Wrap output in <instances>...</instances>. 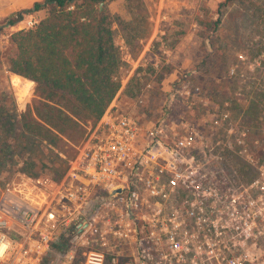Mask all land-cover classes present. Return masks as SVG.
<instances>
[{
    "label": "built area",
    "instance_id": "built-area-1",
    "mask_svg": "<svg viewBox=\"0 0 264 264\" xmlns=\"http://www.w3.org/2000/svg\"><path fill=\"white\" fill-rule=\"evenodd\" d=\"M142 1L168 63L164 24L176 0ZM115 44L128 71L84 126L64 175L18 173L0 192V264H44L64 247L61 264L78 256L80 264H264V145L254 135L262 123L234 118L228 104L210 109L189 72L169 91L153 77L127 95L137 69L151 65L158 76L159 60L148 59L156 47L133 56L122 38ZM176 104L206 109V133L192 118H172ZM230 159L251 173L231 179L221 169Z\"/></svg>",
    "mask_w": 264,
    "mask_h": 264
},
{
    "label": "rangeland",
    "instance_id": "rangeland-1",
    "mask_svg": "<svg viewBox=\"0 0 264 264\" xmlns=\"http://www.w3.org/2000/svg\"><path fill=\"white\" fill-rule=\"evenodd\" d=\"M43 1L0 0V192L18 173L60 177L66 172L68 161L75 155L74 148L73 151L64 148L62 155L50 151L23 132L19 113L24 104L32 103L35 85L33 83L31 91H25L23 101L18 102L11 83L14 74L6 70V56L12 52L10 35L28 29L29 20L37 24L44 16V10L26 14L14 26L6 25L7 21L13 14L32 10L35 3ZM117 4V0H105L102 7L110 12L112 5L117 8ZM170 5L174 12L169 18L170 22L164 24L166 33L162 42L174 52L175 59L166 63L161 59L160 50L155 48L151 57L159 60L158 77L166 80L169 91V85L177 75L189 72L191 85L201 88L210 101V109L223 110L228 104L234 118L240 117L244 123H262L263 128H254V135L264 145V0H181ZM140 20L143 21L142 18ZM147 22L148 19H145ZM214 22H218L215 29ZM145 23L136 30H128L123 21L115 20V40L130 38L132 42L134 38L129 33L133 32L138 38H145L149 32ZM194 24H197L195 29ZM132 49L136 56L140 45L138 48L133 45ZM232 69L234 74H231ZM127 71L125 69V73ZM142 75L145 79L155 77L150 70H145ZM180 115L195 120L206 133L208 114L201 105L188 110L185 105L176 104L171 117L176 119ZM52 152L62 156L65 164L54 158ZM221 169L233 180L239 173H251V170L245 171L242 163L236 159L223 163ZM62 249L59 253H63L66 247ZM59 253H50L44 264H52L53 260L54 264H61L60 259L55 260ZM82 260L78 256L74 264H80Z\"/></svg>",
    "mask_w": 264,
    "mask_h": 264
},
{
    "label": "trees",
    "instance_id": "trees-1",
    "mask_svg": "<svg viewBox=\"0 0 264 264\" xmlns=\"http://www.w3.org/2000/svg\"><path fill=\"white\" fill-rule=\"evenodd\" d=\"M104 2L44 0L35 3L32 10L13 14L6 24L14 26L26 14L44 10L34 27L10 35L12 52L6 56V70L14 74L11 83L18 102L35 85L32 103L24 104L19 113L23 132L60 155L64 148L73 151L83 138L84 126L101 117L119 89L120 82L115 78L127 69L121 62L113 30V22L120 19L104 6L100 9ZM128 7L138 18L123 22L128 30H136L149 17L148 10L141 0H130ZM217 24L214 22L213 29ZM129 34L134 39L131 42L125 38L127 46L138 48L142 38L134 32ZM145 70L154 73L151 65ZM144 77L137 69L125 93L133 95ZM156 80L160 78L155 76ZM53 155L63 164L62 156Z\"/></svg>",
    "mask_w": 264,
    "mask_h": 264
},
{
    "label": "crops",
    "instance_id": "crops-1",
    "mask_svg": "<svg viewBox=\"0 0 264 264\" xmlns=\"http://www.w3.org/2000/svg\"><path fill=\"white\" fill-rule=\"evenodd\" d=\"M142 1V0H141ZM117 8L113 7L112 5V11H110V14L113 16H116L118 19H120L121 21H125V22H130L131 20H133L134 18H138V15H136L134 12H131V10L128 7V4L130 3V0H117ZM143 6L145 7V9L149 10L147 3L143 2ZM175 3H179V0H176ZM147 12V11H146ZM149 13V11H148ZM148 19V28H149V32L148 35L139 40V45H140V49L141 48H150L152 46L159 48L158 42L154 41V32H153V28L151 27L149 18ZM114 30V29H113ZM148 59L149 60H153L151 55H148ZM175 57H174V52L172 51L171 54L168 56V62H172L174 61ZM171 77V76H170ZM173 78V76L171 77ZM169 78V79H171ZM167 84H166V80L163 84V90H167Z\"/></svg>",
    "mask_w": 264,
    "mask_h": 264
},
{
    "label": "water",
    "instance_id": "water-1",
    "mask_svg": "<svg viewBox=\"0 0 264 264\" xmlns=\"http://www.w3.org/2000/svg\"><path fill=\"white\" fill-rule=\"evenodd\" d=\"M102 5H103V3H101V4L99 5L100 9H101ZM112 196H113V194H111V197H112Z\"/></svg>",
    "mask_w": 264,
    "mask_h": 264
}]
</instances>
